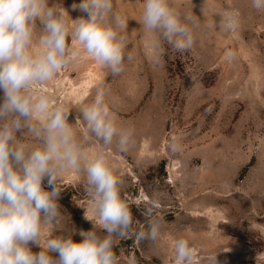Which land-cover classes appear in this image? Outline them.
Instances as JSON below:
<instances>
[{
	"label": "rangeland",
	"instance_id": "1",
	"mask_svg": "<svg viewBox=\"0 0 264 264\" xmlns=\"http://www.w3.org/2000/svg\"><path fill=\"white\" fill-rule=\"evenodd\" d=\"M74 2L80 0H49L76 19ZM112 3V13L127 22L120 30L126 38L124 70L113 76L82 54L35 87L52 105L70 110L74 132L93 156L101 143L86 138L75 116L97 90H104L118 124L134 128L130 150L120 153L114 144L104 149L105 157L122 178L133 228L146 229L141 212L151 204L161 234L155 242L117 240L118 264H131L133 257L135 264L171 260L179 237L195 249L193 264H214V256L216 264H264V9L253 8L252 0H169L192 18L195 43L179 53L139 24L145 0ZM233 9L240 12L239 28H221L220 20ZM228 51L235 59H228ZM173 138L177 153L168 148ZM24 140L37 146L30 137ZM58 183L62 217L45 227L44 236L73 226L90 230L84 174L67 172Z\"/></svg>",
	"mask_w": 264,
	"mask_h": 264
},
{
	"label": "clouds",
	"instance_id": "2",
	"mask_svg": "<svg viewBox=\"0 0 264 264\" xmlns=\"http://www.w3.org/2000/svg\"><path fill=\"white\" fill-rule=\"evenodd\" d=\"M252 6L264 9V0H252ZM70 8L80 14L76 19L49 0H0V264H118L117 240L155 242L161 234V220L151 204L141 212L146 229L133 228L132 207L121 194L122 178L106 160L104 149L115 144L117 151L127 153L135 141L134 128L118 124L104 90H97L75 116V122H83L86 138L101 143L94 156L77 138L70 110L52 105L43 92L37 94L36 85L51 81L82 54L113 76L124 70L126 38L120 30L127 22L112 13V0H80ZM191 19L169 0H145L139 24L183 53L195 43ZM219 24L236 30L240 12L229 11ZM226 55L235 59L232 51ZM26 136L37 146L29 147ZM168 148L180 151L175 138ZM70 171L84 174L89 197L84 216L92 228L73 226L45 237V227L61 220L58 181ZM76 235L79 242L73 239ZM33 247L40 251L33 252ZM174 251V258H164L161 264H193L196 251L186 238L175 240ZM213 261L216 264L215 256Z\"/></svg>",
	"mask_w": 264,
	"mask_h": 264
}]
</instances>
